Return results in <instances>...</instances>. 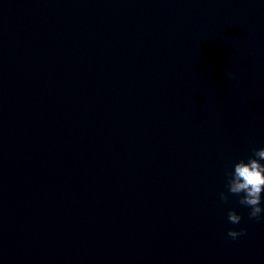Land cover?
<instances>
[{
    "label": "clouds",
    "instance_id": "obj_1",
    "mask_svg": "<svg viewBox=\"0 0 264 264\" xmlns=\"http://www.w3.org/2000/svg\"><path fill=\"white\" fill-rule=\"evenodd\" d=\"M264 147L252 149V155L246 160L240 159L232 165V170L226 171L227 192L219 193V199L225 204L229 203V196L239 197L238 203L250 209V220L264 219L262 207V194H264ZM229 223L238 225L242 217L233 209L227 213ZM247 235L246 229H229L227 237L236 240Z\"/></svg>",
    "mask_w": 264,
    "mask_h": 264
}]
</instances>
